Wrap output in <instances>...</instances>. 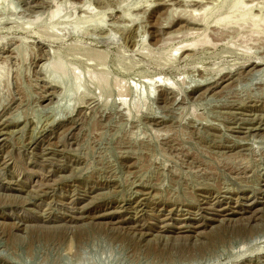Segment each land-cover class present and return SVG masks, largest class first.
<instances>
[{
    "label": "rangeland",
    "instance_id": "1",
    "mask_svg": "<svg viewBox=\"0 0 264 264\" xmlns=\"http://www.w3.org/2000/svg\"><path fill=\"white\" fill-rule=\"evenodd\" d=\"M0 264H264V0H0Z\"/></svg>",
    "mask_w": 264,
    "mask_h": 264
},
{
    "label": "bare ground",
    "instance_id": "2",
    "mask_svg": "<svg viewBox=\"0 0 264 264\" xmlns=\"http://www.w3.org/2000/svg\"><path fill=\"white\" fill-rule=\"evenodd\" d=\"M190 21H192V20H190Z\"/></svg>",
    "mask_w": 264,
    "mask_h": 264
}]
</instances>
